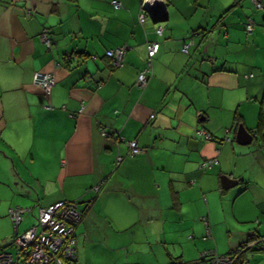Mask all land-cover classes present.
<instances>
[{"label":"crops","instance_id":"1","mask_svg":"<svg viewBox=\"0 0 264 264\" xmlns=\"http://www.w3.org/2000/svg\"><path fill=\"white\" fill-rule=\"evenodd\" d=\"M110 1L0 0V222L7 227L0 241L33 227L38 207L70 200L81 215L72 227L74 258L63 264H126L121 253L134 238L175 245L178 254L164 264L191 261L208 246L199 238L202 214L214 239L219 225L229 230L214 247L219 254L250 229L264 244V199L252 213L254 192L250 208L238 206L229 223L203 206L216 193L226 201L229 187L248 180L231 144L237 124L263 152L246 149L263 173L254 191L264 194V127L253 134L259 102L264 118V0L260 9L249 0H157L141 24L139 0H116V8ZM147 41L157 49L137 88ZM121 44V66L110 68L103 51ZM34 72L52 76L47 92L33 85ZM130 140L141 151L129 156ZM220 175L236 183L222 189ZM15 207L26 211L12 227L6 211ZM247 258L264 264V250Z\"/></svg>","mask_w":264,"mask_h":264},{"label":"built area","instance_id":"2","mask_svg":"<svg viewBox=\"0 0 264 264\" xmlns=\"http://www.w3.org/2000/svg\"><path fill=\"white\" fill-rule=\"evenodd\" d=\"M249 1L253 8H262L260 0ZM111 4L114 7L118 6V2L114 0L111 1ZM156 4L157 0H139V9L146 11ZM142 21L143 14L139 10L137 22L141 23ZM251 28L252 22L249 19L244 24V31L250 33ZM160 30V27H156L155 29L157 34L160 33ZM45 33V30L41 33V40L48 46L49 41ZM156 49L157 43L149 42L146 44L147 61L145 67L136 74L134 84L137 88H142L145 84L149 70V59ZM123 50L124 46L121 45L114 49H108L104 53L113 59L112 63L114 65L118 66ZM181 51H186V44L181 45ZM31 81L33 85L43 92H47L53 85V79L50 73L34 72ZM203 135L205 138L207 137L205 133ZM126 146L129 156L141 151L133 140L126 141ZM115 161L118 162L119 158L116 157ZM215 162L216 160L214 158L205 159L201 162L200 166L206 168ZM25 211L26 209L17 207L7 210L13 227L20 221ZM79 213L77 205L68 201H58L46 207H38L36 209L35 225L22 233H14L12 235L10 243L15 245L14 255L0 248V264H61L71 262L74 258V238L71 236L72 226L77 222ZM256 242H258L259 249L264 250V244L260 243L257 239ZM234 255L233 253L225 255L210 254V256L205 257L203 254L201 257L203 259L200 260V264H249L248 260L242 256L239 262L234 263L236 259ZM207 258L210 259L208 260Z\"/></svg>","mask_w":264,"mask_h":264},{"label":"rangeland","instance_id":"3","mask_svg":"<svg viewBox=\"0 0 264 264\" xmlns=\"http://www.w3.org/2000/svg\"><path fill=\"white\" fill-rule=\"evenodd\" d=\"M255 105H257V101H255ZM231 144L235 147L237 151L236 153L237 155L235 156V158L239 157L238 161L236 160L237 161L236 163L241 162L240 167L236 169L242 170V165L243 163H245L246 165H245V168H243V175L245 176V179H248L249 181L248 180L244 181V184L242 185L236 184V185H233L232 187H229L228 194H230V196L226 198V201H224V199H222V197L219 196L218 193H216V195H211V197L208 198L207 204L204 203L203 205L204 212L208 210L212 217H215L216 219H219V220L224 219L226 223H229L233 219H235L234 214L238 216V213H236L238 206L243 205L242 207H247V210L248 208H250L252 192H254L253 196L255 197V199L253 198L254 200L251 201V202H254L252 203L253 206H251L252 209H254L252 213H254V211L258 212L259 209L255 207L254 205H258L256 203H258V201H263L264 199V194H260L257 191H254V189L257 188L256 187L257 181H255L256 180L255 178L261 177V175L263 174L262 170L259 172L257 171V169H255V167H258L259 163L253 166L250 162L251 158L248 157L249 153H246V149H249L250 153L253 156L255 154L258 156V153L263 154L261 147H259L258 145L259 143L257 142L256 139H252L249 143L243 144V145H240L236 143L235 141H232ZM260 165L262 168H264L261 162H260ZM261 183H260V186H261ZM237 192H240V193L237 194ZM233 194L234 196L236 194L237 195L233 197L232 196ZM6 214H7V211H6ZM202 215H207V214H202ZM28 217L29 218L28 219L26 218L24 222H27V224H33L34 218L31 216H28ZM7 219L9 220L10 225L13 227L8 217V214H7ZM255 224H256V220H252L250 223H247V226L254 227ZM22 225L23 224L21 223L19 226H22ZM6 229H7L6 225L0 222V231L6 230ZM250 232H251V229L246 231L245 236L249 234ZM228 234H229V230L225 227V225L222 224L221 227L219 225L215 231L216 243H215L214 237H212L213 239L211 241L212 246L210 248H214L215 245H220V240L226 239ZM11 239L12 237L9 239L7 238L5 240H1L0 248L3 247L5 251L13 253V249L11 245L5 246L6 244L10 242ZM126 248L127 249H123L122 250L123 253H121V254H128L129 256L126 264H154L148 261V259H152L154 257L158 258L159 260L155 264H164L163 262L167 260L168 254H175V253L178 254L177 247L175 245H168L166 246V248H164V246H162L160 243H153L151 241H148L147 243L144 244L142 239H139V238H134V240L130 242L128 246H126ZM223 254H226V253H223Z\"/></svg>","mask_w":264,"mask_h":264},{"label":"trees","instance_id":"4","mask_svg":"<svg viewBox=\"0 0 264 264\" xmlns=\"http://www.w3.org/2000/svg\"><path fill=\"white\" fill-rule=\"evenodd\" d=\"M111 1H113V0H111ZM111 1H110V4H111ZM114 1H116V0H114ZM111 6L113 7V8H116V7H114L112 4H111ZM140 12H142V14H143V19H144V15H145V11H143V10H141L140 9ZM249 20V17H245V19H244V21L242 22V28H243V32L245 33V34H250V33H246L245 31H244V24L247 22ZM143 22V21H142ZM141 22V23H142ZM137 23H139V22H137ZM141 23H139V24H141ZM154 32H155V34L156 35H159V34H157L156 33V31H155V29H154ZM48 35V33H46V36ZM47 38H48V36H47ZM48 41H49V38H48ZM149 42H153V41H147V42H145V49H146V44L147 43H149ZM122 45V44H121ZM121 45H118V46H121ZM48 46L50 47V44L48 43ZM47 46V47H48ZM118 46H114L113 48H109V49H114L115 47H118ZM124 46V45H123ZM125 46H124V50H123V54H124V52H125ZM106 50H108V49H105L104 51H103V57L104 58H106V60H107V63H108V66L110 67V68H115V67H118V66H121V61H122V56H123V54H122V56H121V61H120V63H119V65L118 66H116V65H114L112 62H113V59L112 58H110V57H108V56H106L105 55V51ZM180 50H181V47H180ZM155 53V52H154ZM76 54L78 55V57H84V56H86L87 54L85 53V52H82V51H78V52H76ZM145 54H146V50H145ZM68 59L70 58L69 56L67 57ZM146 61H147V57L145 58V61H144V64H143V67L140 69V70H142L144 67H145V64H146ZM139 70V71H140ZM137 74V73H136ZM136 74H135V77H136ZM259 104V113H258V117H257V121H256V125H255V127H254V131H253V134H255V135H258V136H262V130H263V127H264V118H263V114H262V112H261V107H260V102L258 103ZM234 119H235V121H237L238 120V117L237 116H235L234 117ZM207 168V167H206ZM240 182V181H239ZM241 184H244V182H241ZM68 202H73V203H75L76 205H77V207H78V209H79V218H80V215H81V209H80V206H79V204H78V202L77 201H68ZM79 218H78V220H79ZM77 220V221H78ZM198 221L201 223V225H202V234H201V236L199 237L200 238V240L203 242V243H206V245H208V246H206L204 249H202L201 251H198L197 253H196V257H195V259H193V260H191V261H179L178 259H179V257H176V258H174V259H172V261L171 262H169V263H167V264H200L201 263V259H203V258H201L202 256H203V254H204V256L205 257H208V256H210V254H217V255H223V254H219V253H217V251L215 250V248H210L211 246H212V243H211V241L213 240L212 239V237H211V234H210V229H209V222H208V218H207V215H200L199 217H198ZM77 223V222H76ZM75 223V224H76ZM74 226V225H73ZM72 226V227H73ZM257 235L258 234H255V231L254 230H251V232L249 233V234H247V236H245V238H244V240L241 242V243H239V245H238V247H236L235 249H233V250H231L230 252H228V253H226V254H231V253H233V255L234 256H236L235 258V262L234 263H237V262H239V260H240V258H241V256L242 257H245L247 260H248V258H247V255H248V253H250L251 251H253V250H260L261 251V249H259V246H258V242H256V239H257ZM71 236L72 237H74L72 234H71ZM188 238H190L191 237V235L189 234L188 236H187ZM11 241V240H10ZM209 242V243H208ZM74 243H75V240H74ZM210 243H211V245H210ZM8 245H11V247H12V249H13V253H11L10 252V254L11 255H14V252H15V245H13V244H11L10 242L8 243V244H6L5 246H8ZM247 246V247H246ZM73 247H74V244H73ZM246 247V248H245ZM1 248H3V247H1ZM244 248V249H243ZM4 250V249H3ZM242 250V251H241ZM5 251V250H4ZM225 255V254H224ZM208 260L210 259V258H207ZM248 263L250 264V262L248 261Z\"/></svg>","mask_w":264,"mask_h":264},{"label":"water","instance_id":"5","mask_svg":"<svg viewBox=\"0 0 264 264\" xmlns=\"http://www.w3.org/2000/svg\"><path fill=\"white\" fill-rule=\"evenodd\" d=\"M249 140H250V135L248 134V132L244 129V127L241 124H237L234 133V141L240 145H243L248 143ZM218 180L222 189H226L227 187L236 183L235 180L229 179L225 175H220L218 177Z\"/></svg>","mask_w":264,"mask_h":264},{"label":"bare ground","instance_id":"6","mask_svg":"<svg viewBox=\"0 0 264 264\" xmlns=\"http://www.w3.org/2000/svg\"><path fill=\"white\" fill-rule=\"evenodd\" d=\"M72 234V233H71ZM73 235V234H72ZM74 238V237H73Z\"/></svg>","mask_w":264,"mask_h":264}]
</instances>
